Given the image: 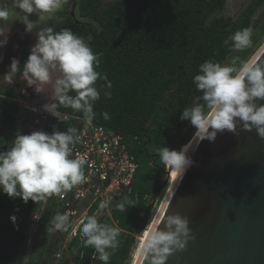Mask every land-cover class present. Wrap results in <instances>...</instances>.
Listing matches in <instances>:
<instances>
[{
	"label": "trees",
	"instance_id": "obj_1",
	"mask_svg": "<svg viewBox=\"0 0 264 264\" xmlns=\"http://www.w3.org/2000/svg\"><path fill=\"white\" fill-rule=\"evenodd\" d=\"M227 1L77 0L78 15L89 22L77 21L67 7L47 21V27L56 32L68 28L87 40L98 56L99 66L95 70L106 75L112 87L108 89L103 79L96 81L100 98L93 104L96 115L92 121L128 140L138 163L134 180L113 201L111 214L97 219L121 230L119 246L109 264H127L138 245V237L148 228L154 210L150 204L164 180L165 169L154 149L163 146L176 149L195 134L194 126L181 120L180 115L184 109L204 103L193 82V77L199 74V65L209 59L224 64L234 51L232 41L227 45L224 41L237 30L251 28L254 16L264 4V0H251L240 18L234 20L222 14ZM252 40L251 48L238 52L241 60L249 59L264 43V21L252 34ZM29 52L28 46L19 52L21 70ZM105 91H110L111 96L106 97ZM17 97L14 87L0 92V109L12 117L4 128L12 136L17 131L29 133L23 130L24 121L17 123L13 118L22 108ZM59 110L67 119L62 123L50 116L42 128L44 131L51 133L53 126L61 131L68 127L78 129L79 122L85 119L82 112L70 107ZM105 111L111 117L108 120L103 118ZM12 136L0 137V143L12 145ZM160 193L161 190L157 196ZM126 196L135 205L122 212L117 205ZM31 202L34 201L24 203L21 198L13 199L0 191V264H63L68 255L73 264H101L93 259L94 249L84 247V238L79 237L68 243L58 261L52 259L56 242L63 240L69 230L68 227L56 239L55 232L59 230L53 229L52 219L60 211L53 207L42 213L34 240L28 242ZM97 206L94 204L89 216H93ZM13 214L17 217L15 224L10 219ZM30 246V257L26 259L25 251Z\"/></svg>",
	"mask_w": 264,
	"mask_h": 264
},
{
	"label": "clouds",
	"instance_id": "obj_2",
	"mask_svg": "<svg viewBox=\"0 0 264 264\" xmlns=\"http://www.w3.org/2000/svg\"><path fill=\"white\" fill-rule=\"evenodd\" d=\"M11 2L15 9L23 13L19 21L25 25V33H34L35 43L30 47L22 70L20 61L12 57L7 71L0 75L8 85L15 82L14 77L18 73L30 86L37 83L51 85L50 93H45L42 87H34V90L46 97L42 110L57 121L63 123L67 119L59 109L70 107L82 112L85 119L91 122L96 115L93 104L100 98L96 81L103 79L108 89L112 87L107 76L95 70L99 66L98 56L70 29L56 32L52 27H40L29 18L31 14H35L37 20H44L45 14L51 17L62 9L66 0ZM9 17V8L0 6V21H7ZM9 32L10 29L6 31L0 27V49L6 47ZM252 34L251 28H243L235 31L224 43L227 45L231 40L232 49L244 51L253 46ZM260 49L264 50V43ZM2 61L3 55L0 54ZM193 82L196 90L202 93L200 99L204 103L184 109L180 118L194 126L196 138L214 141L218 133L227 131L235 134L238 124L248 131L255 128L258 136L264 138V103H259L264 100V65L239 57L225 64L209 59L199 65V74L193 77ZM72 92L75 95H70ZM104 95L110 97L111 92L105 91ZM102 115L105 120L111 118L106 111ZM79 141L78 130L74 127L61 131L53 126L51 133L33 130L23 134L17 131L11 147L6 152H0V191L27 203L30 199L34 202L46 200L53 194L70 191L74 186L85 183V158H70L72 148ZM190 148L191 141L179 150L163 146L154 151L163 167L180 178L194 163L188 155ZM133 205L135 203L126 196L117 208L123 212ZM100 206L107 205L102 203ZM10 219L15 224L17 217L13 214ZM33 219L38 220L39 217L33 216ZM162 222L163 228L160 227ZM52 226L54 230L66 231L69 227L68 214L55 215ZM120 231L119 227L98 222L95 216H89L81 227L83 246L94 249L93 259L109 264L111 255L119 246ZM191 232L188 217L180 213L168 214L154 224L141 252L151 257V264H165L172 252L183 250L188 240L195 238Z\"/></svg>",
	"mask_w": 264,
	"mask_h": 264
},
{
	"label": "water",
	"instance_id": "obj_3",
	"mask_svg": "<svg viewBox=\"0 0 264 264\" xmlns=\"http://www.w3.org/2000/svg\"><path fill=\"white\" fill-rule=\"evenodd\" d=\"M251 59L264 65V50L259 47ZM188 155L194 163L170 183L150 230L168 214L180 213L188 217L195 238L165 264H264V138L238 124L235 134L197 138ZM163 174L150 207L171 179L170 171ZM136 264H151V257L141 253Z\"/></svg>",
	"mask_w": 264,
	"mask_h": 264
},
{
	"label": "built area",
	"instance_id": "obj_4",
	"mask_svg": "<svg viewBox=\"0 0 264 264\" xmlns=\"http://www.w3.org/2000/svg\"><path fill=\"white\" fill-rule=\"evenodd\" d=\"M77 130L80 141L72 148L70 158L77 156L85 158L83 171L87 180L85 183L74 186L70 191L53 194L39 202L41 206L34 211L31 217L32 222L28 226L26 240L30 243L34 240L38 223L42 219L41 210L45 207H53L61 214L67 213L69 237L78 236L83 239L81 227L86 222L94 204L97 203L98 206L93 211V216L110 215L113 201L134 180L138 163L131 153L128 140L113 130L93 121L88 122L86 119L79 122ZM102 203L107 206L102 208L100 206ZM33 216L39 219H33ZM26 252L30 253V250ZM57 255L61 256V253Z\"/></svg>",
	"mask_w": 264,
	"mask_h": 264
},
{
	"label": "rangeland",
	"instance_id": "obj_5",
	"mask_svg": "<svg viewBox=\"0 0 264 264\" xmlns=\"http://www.w3.org/2000/svg\"><path fill=\"white\" fill-rule=\"evenodd\" d=\"M114 0H106L107 3H111ZM251 2V0H228L226 9L222 12L223 15L231 16L234 20H238L242 14V12L245 10L247 5ZM77 0H66L64 3L62 9L68 8L70 13L75 17L77 21L82 22H89L90 20L84 17H81L78 15L77 11ZM0 6H7L10 10V17L7 21H0V27H3L6 31L10 29L9 32V39L6 47L0 49V54L3 55V61L0 62V74H4L7 71V66L11 63V58L16 57L19 60V52L24 46H28L29 48L31 45L35 43V35L34 33H25L24 28L25 25L19 21V17L23 15V13L19 9H15L12 6L11 0H0ZM53 16V15H52ZM51 16V17H52ZM48 17L47 14H45L44 20H37V17L35 14L30 15V19L35 21L40 27L47 28V21L51 18ZM264 21V4L259 9V11L256 13L253 19V24L251 26L252 33L256 31L258 26ZM87 43V40H84ZM239 51L234 50L232 54L228 57L225 63H230L233 59H235L238 55ZM253 56V55H252ZM251 56V57H252ZM251 57L249 59H251ZM224 63V64H225ZM14 83L12 85H8L3 75H0V92L5 88H16L18 91V97L17 100L22 104V106H31L32 109H29L30 107H22L21 111L14 115V120L17 123L25 122L23 126V130H39L45 123L47 119L51 116L50 114L44 112L41 108V105L45 102H47L46 97L43 94H38L35 92L34 87H42L45 91V93H50L51 91V85H29V83L20 75V73L17 74L16 77H14ZM36 107V108H34ZM33 108L36 109L33 111ZM45 116V117H44ZM11 115L4 112L0 109V137L3 136H12L8 130L4 128V123L7 120H10ZM15 137V135H13ZM12 136V137H13ZM195 135L191 138V140L194 138ZM190 140V141H191ZM189 143V142H188ZM11 145L9 142L6 143H0V152H6ZM171 179L169 183L161 189V193L157 196V200L154 202V210L153 214L149 220L148 224V230L156 217L168 191L170 188V183L172 184V181L174 179V174H171ZM40 202V201H38ZM36 209V205L34 204L33 210ZM100 215L98 214L95 216L97 219H99ZM32 215L30 216V219L28 220L29 224L32 222ZM29 228H27L28 232ZM63 234V230H59L55 232L56 239H59V236ZM142 235L138 237L140 240ZM56 254L63 253L64 248H67V245L69 243V240H66V243L64 240H58L56 242ZM139 244V243H138ZM138 247V246H137ZM136 247V249H137ZM29 249V248H27ZM26 249V250H27ZM136 249L133 253V256L130 261L127 262V264H134L135 263V253ZM30 252H31V246H30ZM26 252V251H25ZM58 252V253H57ZM52 254V259L54 261H58L61 257L56 256ZM30 253H25V258L28 259L30 256ZM63 264H73V260L70 255H68L64 259Z\"/></svg>",
	"mask_w": 264,
	"mask_h": 264
},
{
	"label": "bare ground",
	"instance_id": "obj_6",
	"mask_svg": "<svg viewBox=\"0 0 264 264\" xmlns=\"http://www.w3.org/2000/svg\"><path fill=\"white\" fill-rule=\"evenodd\" d=\"M20 103V102H19ZM21 106H22V104H20ZM23 107V106H22ZM34 108H36V107H34ZM29 109H32V107H30ZM45 117V116H44ZM50 118V117H49ZM49 119H47L46 121H45V123L44 124H46V122L48 121ZM41 130H43L42 128H40ZM31 131H33V130H31ZM31 131H29V133L31 132ZM196 137L194 136V138L191 140V148H190V150H189V153L191 152V150H192V147H193V145H194V143H195V141H196ZM188 153V154H189ZM171 174H172V172L170 171V176H171ZM176 179H177V177H174V179H173V181H172V184H174L175 183V181H176ZM166 198V197H165ZM165 200V199H164ZM41 206V204H38V205H36V211L38 210V208ZM49 210V209H51V207H45L44 209H42L41 210V215H42V213L44 212V211H46V210ZM33 211V210H32ZM33 213L34 212H32L31 214H30V216L31 215H33ZM61 214V213H60ZM29 219H30V217H29ZM28 226H29V222H28V225H27V228H28ZM150 232V228H149V230L147 229L146 231H145V233L144 234H142V236H141V238H140V240H139V244H138V247H137V249H136V253H135V263L134 264H136V262H137V260H139V258H140V256H141V248H142V246H143V243H144V240H145V238L147 237V235H148V233ZM69 233H68V231L67 232H65V238L63 239L65 242H66V240H69V242H71L75 237H78V236H73V237H69V235H68Z\"/></svg>",
	"mask_w": 264,
	"mask_h": 264
}]
</instances>
